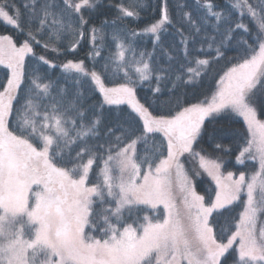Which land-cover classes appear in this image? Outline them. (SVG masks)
I'll use <instances>...</instances> for the list:
<instances>
[{
  "label": "snow or ice",
  "instance_id": "1",
  "mask_svg": "<svg viewBox=\"0 0 264 264\" xmlns=\"http://www.w3.org/2000/svg\"><path fill=\"white\" fill-rule=\"evenodd\" d=\"M117 7V19L97 28L90 21L104 14V0H0V21L25 37L18 46L0 35V65L10 70L0 91V264H264V120L258 119L264 116V0H235L226 9L195 0L192 11L178 5L182 62L176 66V49L162 39L175 26L167 0L160 19L139 33L118 21L139 19L145 0ZM142 35L154 37L152 52L137 53L135 38ZM198 37L200 47L191 48ZM85 42L93 70L84 60H67L63 84L40 71L57 65L37 56L35 46L78 54ZM30 54L36 66L26 75ZM222 62L227 70L217 74L210 102L184 106L177 90L199 84ZM109 77L123 82L106 87ZM145 84L153 99L142 103L137 88ZM164 92L175 97V114L166 101L167 113L152 115L149 108L162 110L154 105ZM124 104L132 112L119 109L120 119L110 122L105 106ZM233 115L243 117L251 134L237 162L259 165L235 179L201 155L205 140L231 151L210 125ZM157 133L166 140L157 142ZM197 160L216 183L214 199L196 191L192 178L201 173L191 165ZM237 202L242 211L218 234L213 214L222 216Z\"/></svg>",
  "mask_w": 264,
  "mask_h": 264
},
{
  "label": "trees",
  "instance_id": "2",
  "mask_svg": "<svg viewBox=\"0 0 264 264\" xmlns=\"http://www.w3.org/2000/svg\"><path fill=\"white\" fill-rule=\"evenodd\" d=\"M16 2L20 3V0H16ZM167 2H168L169 15L173 18L175 26L169 27L168 32L162 36V39L164 41L165 48H168V46L171 44L176 49V51L173 53V55L175 56V60L172 62L173 65L176 66L178 62H182V53L180 51L181 49L180 37L176 31L178 27H181L180 24L176 23V20L178 19L177 13L179 11L178 5H185V9H184L185 11H192L195 0H167ZM234 2L235 0H213V3L218 5L219 8L221 9L229 8L231 3ZM104 3H105V8L103 10L104 14L95 15L92 17L90 21V23L94 24L97 28L101 26V23L104 20L111 21L117 19V17L119 16L117 6L121 3H124L125 6H128L130 0H104ZM145 3L147 4V7L140 12L139 19L126 18L123 20H119L118 25L124 29L136 31L139 33L142 32V30L147 26H149L150 24L155 23L157 20H159L161 16V0H145ZM234 17H235V13H234ZM245 23H248L250 28H255V25L253 23H250L247 19L245 20ZM105 31L110 34L112 29L106 28ZM207 32L210 34H214L211 24L207 26ZM0 35L12 36L13 39L16 41L17 45H19L20 42L25 39L23 34L18 33L11 27L6 26L2 21H0ZM85 39H87V35ZM154 43H155L154 38H152L149 35L137 36L135 38V47L137 53H139L140 51H144L146 53L152 52ZM249 43H251V40H249ZM190 47L193 49H198L200 47L199 37L197 38V42L193 45H190ZM89 51H90V46L87 42L83 43L82 46L77 49L78 54H69L64 50V48H61V51L59 53H55L49 50H45L40 46H35V53L37 56L43 55L48 60L52 61L54 64L57 65L56 68H49L47 65H44L43 67H41L40 71L41 72L47 71L48 75L51 77L52 80L58 81L61 84L64 83L63 80L64 74H63V70L60 69L59 66L63 65V63H65L67 60H84L86 67L89 70H93V63L91 60L88 59ZM112 51H115V49L113 48ZM107 55H108L107 51L102 52V56H107ZM228 55L230 57L236 56L237 55L236 50L234 48L229 49ZM156 56L159 59L160 63L165 65L167 64L168 62L167 57L162 56L159 50H157ZM34 66H36V62L30 54L25 59L26 75L32 71ZM193 66L195 67V65ZM221 69H223V71L227 70L224 67L223 62L221 64L215 65L212 68L211 75L202 79L199 84L188 85L186 87L179 88L176 92V95L179 96L182 101H184V106H189L192 103H201L205 99H208L217 87L218 78H219L217 74L223 75V71ZM94 70L97 72L101 71L100 63L96 64ZM6 75H9V70L6 69L4 66L0 65V91H2L3 86L6 85V78H5ZM122 82L123 81L118 77L117 78L109 77L105 79V85L109 87H116L118 86L119 83ZM67 87L70 90H72L74 88V85L69 83ZM137 98L142 103H144L146 100H152L153 97L151 95V89L148 88L146 84L144 86L138 87ZM174 99L175 97H169V94L167 92H164V94L160 96L159 100L157 101V105H154V107L161 106L162 110L158 112V111H154L153 108H149V111L152 112V115L166 114L167 111L169 110V106L163 105V102L167 101L170 102V107L171 109H173L172 114L174 115L176 110L175 104L172 103ZM95 100L97 101L102 100V96L98 92V90L96 91ZM105 108L110 110L108 113L110 122H115L116 120L120 119L122 114L118 111L119 109L124 110L123 115H126L128 112H132L131 110H129V107L124 105L122 106L106 105ZM259 118L261 120H264V116H259ZM220 125H226V127L221 128ZM210 127H216L219 129L218 138H220V142L230 147L231 151L222 152L219 150H215L214 146L212 145V142L210 140H205V142L202 144V147L206 151L202 152L201 155H205L207 159L210 160L215 159L216 161L222 162L223 163L222 169L224 172L231 171L235 174H239L241 171H244L246 175H248L251 171L257 170L256 163L253 161H246L243 165H238L236 163L237 156L239 155V150H241L244 144V137L247 135L246 129L244 128V124L236 115H233L231 117H221L220 124L210 125ZM220 132L225 133L222 136V138L219 135ZM156 136L158 137V134H156ZM161 140L164 139L162 138ZM197 150L199 151V149ZM138 151H139V146H138ZM186 166L187 168L189 167V165ZM191 166L195 170L201 173L199 178L193 177L197 192H199L201 195H205L206 199L208 196H212V198L214 199V193L216 189L210 178L204 172H202L201 168L198 167L196 161L192 162ZM230 208L232 209V211L225 212L224 215L222 216H217L216 213L213 214L214 216H216V224L214 225V227L217 229L218 234L220 229L230 228V226L238 217L239 213L242 211V208L239 206L238 202L236 204L231 205ZM229 264H231V261H229Z\"/></svg>",
  "mask_w": 264,
  "mask_h": 264
},
{
  "label": "rangeland",
  "instance_id": "3",
  "mask_svg": "<svg viewBox=\"0 0 264 264\" xmlns=\"http://www.w3.org/2000/svg\"><path fill=\"white\" fill-rule=\"evenodd\" d=\"M4 23V22H3ZM149 36H151V35H149ZM152 37V36H151ZM152 38H154V37H152ZM19 46V45H18ZM27 58V57H26ZM25 58V59H26ZM2 66H4V65H2ZM62 66V65H61ZM61 66H59L60 67V69H62V67ZM5 67V66H4ZM63 70V69H62ZM9 75H10V70H9ZM106 87H109V86H107V85H105ZM218 88V84H217V87H216V89ZM216 89L214 90V92L212 93V95H214L215 94V92H216ZM98 90V89H97ZM99 92V91H98ZM101 94V93H100ZM211 95V96H212ZM101 96H102V94H101ZM211 96L207 99L209 102H210V100H211ZM138 99V98H137ZM112 106H122V105H112ZM124 106H127V107H129V110H131L132 111V109H131V106L130 105H127V104H124ZM134 115H136L135 113H134ZM237 116V115H236ZM240 120H241V122L244 124V128L246 129V133H247V136H249L250 137V133L247 131V123L244 121V119H243V117H240V116H237ZM137 118H138V120H140V123L142 124V118H139L138 117V115H137ZM258 119H260L259 118V116H258ZM158 134V141L157 142H159V140H161L162 138L164 139V140H166V138H164L163 137V134L162 133H157ZM186 156H187V154H185ZM181 159L182 160H184V157H181ZM210 160V159H209ZM246 161H252V160H245V162ZM197 162V165H198V167H199V161L197 160L196 161ZM218 163H220L222 166H223V163L222 162H220V161H217ZM244 162V163H245ZM253 162H255L256 163V167H257V170H258V160L257 161H253ZM236 163L238 164V165H243V164H240V163H238L237 162V159H236ZM186 165H188V164H186ZM185 165V167L187 168V166ZM202 170V172H204L203 171V169H201ZM206 175H207V173L206 172H204ZM221 173L224 175V176H226L227 175V173L228 172H224L223 171V169H222V167H221ZM189 175H191L190 173H189ZM238 175L239 174H235L234 173V179L235 178H238ZM208 176V175H207ZM247 176V175H246ZM209 178H210V180L212 181V183L214 184V186H215V189H216V191H218V189H217V186H216V183H215V181L212 179V177H210V176H208ZM193 179V183L195 184V182H194V178H192ZM196 187V186H195ZM197 191V190H196ZM199 193V192H198ZM200 194V193H199ZM181 193L179 192V189L178 188H176L175 189V196H176V204H177V210L182 214V215H184V213H185V207H184V205H183V203L181 202V200H180V197H181ZM149 215L151 214L150 212L148 213Z\"/></svg>",
  "mask_w": 264,
  "mask_h": 264
}]
</instances>
